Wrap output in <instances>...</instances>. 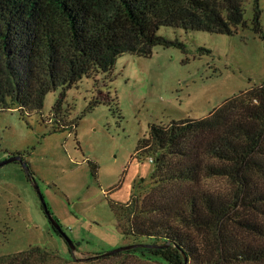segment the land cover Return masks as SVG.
Listing matches in <instances>:
<instances>
[{
    "label": "trees",
    "instance_id": "obj_1",
    "mask_svg": "<svg viewBox=\"0 0 264 264\" xmlns=\"http://www.w3.org/2000/svg\"><path fill=\"white\" fill-rule=\"evenodd\" d=\"M253 1V28L262 32L260 0ZM243 4L0 0V112L41 111L46 95L61 87L62 95L43 120L54 130H75L76 122H69L62 109L66 89L86 76L110 75L123 53L150 56L158 45L183 47L158 34L162 26L232 35L248 26ZM101 102L93 99L88 109ZM106 102L116 103V97L108 94ZM137 153L153 157L151 187L126 203H112V209L119 229L143 245L74 262L106 264L113 256L131 255L154 264H264V82L227 98L202 118L151 124ZM207 178H224L228 185L199 187ZM54 261L68 264L70 259L39 246L0 255V264Z\"/></svg>",
    "mask_w": 264,
    "mask_h": 264
},
{
    "label": "rangeland",
    "instance_id": "obj_2",
    "mask_svg": "<svg viewBox=\"0 0 264 264\" xmlns=\"http://www.w3.org/2000/svg\"><path fill=\"white\" fill-rule=\"evenodd\" d=\"M260 6L262 32L253 28L254 1L244 0L248 26L236 33L162 26L158 34L183 47L158 45L150 56L123 53L110 75L86 76L66 89L62 109L69 122H76L75 130H54L43 120L62 95L61 87L46 95L41 111H1L0 161L23 155L77 252L74 256L51 224L22 164L13 161L0 166V255L39 246L70 259L68 264H83L73 259L135 243L119 229L112 203H126L151 187L154 164L137 153L140 139L153 123L202 118L227 98L264 82V0ZM108 94L116 103L106 102ZM95 98L102 102L88 109ZM227 185L224 178H207L199 187ZM124 260L154 264L131 255L113 256L106 264Z\"/></svg>",
    "mask_w": 264,
    "mask_h": 264
},
{
    "label": "water",
    "instance_id": "obj_3",
    "mask_svg": "<svg viewBox=\"0 0 264 264\" xmlns=\"http://www.w3.org/2000/svg\"><path fill=\"white\" fill-rule=\"evenodd\" d=\"M13 161H19L21 162L23 168L25 169V171L27 172L28 174V177L29 179L32 181L34 187L36 188V190L39 192L41 198H42V201H43V206L45 208V211H46V214L51 222V224L53 225V227L58 230L60 232V234L62 236H65L66 238V241L69 245V248H70V251L73 253V255L75 256L76 255V252H77V245L75 244V242L69 238L68 236H66L65 233H63L61 231V226L60 224L58 223V221L54 218V216L51 214L50 210L48 209L47 205H46V202L44 200V197L43 195L41 194V189H40V186L34 176V174L31 173V170H30V167L29 165L27 164V162L23 159V157L21 155H12V156H9L8 158H6L5 160L3 161H0V166L2 165H5L9 162H13ZM143 244L141 243H132V244H127V245H123V246H119L117 248H114V249H111V250H108L106 251L105 253H103L104 255H110V254H113V253H116V252H119V251H124V250H128V249H131V248H134V247H138V246H142Z\"/></svg>",
    "mask_w": 264,
    "mask_h": 264
},
{
    "label": "built area",
    "instance_id": "obj_4",
    "mask_svg": "<svg viewBox=\"0 0 264 264\" xmlns=\"http://www.w3.org/2000/svg\"><path fill=\"white\" fill-rule=\"evenodd\" d=\"M150 161H151V162L153 161V157H150Z\"/></svg>",
    "mask_w": 264,
    "mask_h": 264
}]
</instances>
